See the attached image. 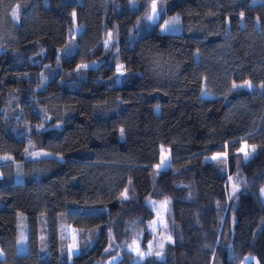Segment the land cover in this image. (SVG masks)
Wrapping results in <instances>:
<instances>
[{
	"label": "trees",
	"instance_id": "1",
	"mask_svg": "<svg viewBox=\"0 0 264 264\" xmlns=\"http://www.w3.org/2000/svg\"><path fill=\"white\" fill-rule=\"evenodd\" d=\"M128 1L0 0V264H264V0Z\"/></svg>",
	"mask_w": 264,
	"mask_h": 264
},
{
	"label": "rangeland",
	"instance_id": "2",
	"mask_svg": "<svg viewBox=\"0 0 264 264\" xmlns=\"http://www.w3.org/2000/svg\"><path fill=\"white\" fill-rule=\"evenodd\" d=\"M129 5L130 6H135L136 4L134 1L129 0ZM178 15L174 14L169 16L167 19V29L169 33H177L178 30L176 28V22L178 21ZM153 19V21H155ZM72 50H66L64 52L65 55L70 54ZM245 150V146L243 148ZM38 156H43L34 152H31L28 157L33 158V157H38ZM9 158L7 156H0V164H5L9 162ZM237 185L235 180H229V193H233L236 191V186L231 187V185ZM130 195L128 192L124 195V198L126 199ZM261 198L264 200V191L261 190L260 192ZM147 204L149 208L151 209L152 212H154V218L153 220L149 223L147 226V230L151 234V238L149 242L145 245L146 249L141 248L140 240H141V233H135L131 237V240L126 243H119L117 242L116 236H111L110 243L108 248L106 249V259L105 261L99 263V264H116V262L121 258L122 253H127L133 257H135V264H139L140 259H142L144 256H151L154 255L157 258L161 257V253L163 250V247L165 243L168 241L167 237V228H166V213L168 211V205L167 202L162 200V201H155V200H148ZM21 230L19 228V234H20V241L23 240V234H21ZM227 246V245H226ZM137 249L139 251H137ZM140 253H143L144 255L141 256ZM210 264H220V261L217 258L211 259ZM256 264V262H255Z\"/></svg>",
	"mask_w": 264,
	"mask_h": 264
},
{
	"label": "snow or ice",
	"instance_id": "3",
	"mask_svg": "<svg viewBox=\"0 0 264 264\" xmlns=\"http://www.w3.org/2000/svg\"><path fill=\"white\" fill-rule=\"evenodd\" d=\"M151 8H152V11H153V14L155 15L156 14V8H157V5L155 4V3H153L152 5H151ZM17 15V13H16V11H13V16L15 17ZM152 17H149V19H151ZM247 87H251V84L249 83V84H247L246 85ZM234 87H236V85H234ZM255 149H253V151H254ZM242 151H244V149H242ZM248 153L245 151V159H247L248 158ZM262 191H264V190H262ZM137 251H139L138 249H137ZM140 255L141 256H143L144 254L143 253H140Z\"/></svg>",
	"mask_w": 264,
	"mask_h": 264
}]
</instances>
